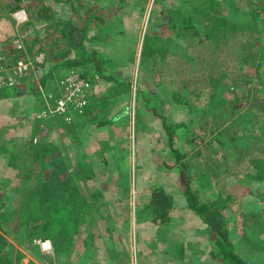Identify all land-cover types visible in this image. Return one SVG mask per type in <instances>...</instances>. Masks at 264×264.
Returning a JSON list of instances; mask_svg holds the SVG:
<instances>
[{"label":"rangeland","instance_id":"1","mask_svg":"<svg viewBox=\"0 0 264 264\" xmlns=\"http://www.w3.org/2000/svg\"><path fill=\"white\" fill-rule=\"evenodd\" d=\"M70 1L75 21L90 19L84 44L105 52L114 69L65 67L64 60L73 54H66L60 40L59 29L70 16L61 0H22L17 8L14 0H0L1 74L18 78L22 91L0 98V234L6 239L1 263L225 264L220 252L218 258L213 251V234L197 233L205 224L183 195L184 162L187 171L206 173L209 189L200 190L203 198L225 201L221 214L237 252L261 264L263 250L249 257L238 242L247 232L251 237L260 231L264 239V217L250 215L264 213V176L256 177L255 162L261 161L264 175V59L257 57L264 34L253 19L264 14L255 12L264 9V0H210L212 13L230 21L210 37L185 18L195 4L206 10V0ZM234 22L243 28L233 27ZM146 35L165 44L160 42L154 54L144 50L141 57ZM19 59L28 63L21 77L12 74ZM71 71L89 84L83 111L69 113L71 119L73 114L81 118L73 129L67 128L71 120L53 115L37 125L42 102L54 104ZM48 73L51 77L41 84ZM33 81L40 89L35 95L24 90ZM182 96L187 103L177 102ZM210 97L221 102L214 114L204 112ZM30 141L56 149L58 155L46 158L47 164L34 162L29 182L18 178L6 154L12 147L27 149ZM54 182L62 183L60 195L74 185L83 203L80 210L66 213L65 224L66 214L61 216L59 231L47 228L51 256L35 245L41 238L31 240L26 233L34 234L27 213L38 198L27 200L25 191L36 197L35 190ZM155 188L172 198L168 239L157 238L159 220L146 208ZM34 230L40 233L41 224ZM61 240H66L65 251ZM197 241L200 249L189 247ZM211 252L213 258L207 257Z\"/></svg>","mask_w":264,"mask_h":264},{"label":"trees","instance_id":"2","mask_svg":"<svg viewBox=\"0 0 264 264\" xmlns=\"http://www.w3.org/2000/svg\"><path fill=\"white\" fill-rule=\"evenodd\" d=\"M22 0H14L16 3L17 7H21ZM60 2V0H57ZM64 2L66 5L69 6V10L67 9L68 16L67 19L64 20L63 22V27L60 28V37L61 41L64 44V48L66 51V54L72 53V58L71 59H66L64 60V64L69 67V68H78L79 66H87L89 64H94V68L98 72H102V70L109 68V69H114V67L111 65L108 55L105 52L98 51L95 49H88L86 45L84 44V39H85V34H86V27L90 22V19H87L88 21L82 22L81 20L75 21L73 17H71V11L73 12L74 7L71 4L70 0H61ZM157 1V0H156ZM208 4L206 10H203L200 4V7L195 4L194 6H191L190 8L192 9V12L188 15V17H185L187 19H192L194 21V24L192 27L194 30L199 31L200 33H204L206 37H210V34L213 32V34L218 33L220 29H223L224 26L229 25L230 21H228L227 17L221 16L219 13L213 14L212 12V7L214 6V3ZM226 2L228 0H218L219 2ZM216 4V3H215ZM264 11V9H258L255 10V12H261ZM85 15V14H84ZM84 15L82 17H84ZM80 17V18H82ZM254 22L256 24L261 25V32L264 34V14L263 15H256L253 17ZM55 20V19H54ZM60 21V20H59ZM49 23V22H48ZM249 24V23H247ZM252 24V23H250ZM240 24H233V27H236ZM239 29L243 28L242 25L238 26ZM253 28L256 30L258 29L257 26ZM252 28V29H253ZM237 30V29H235ZM193 31V30H192ZM259 31V30H258ZM225 34L228 32L224 31ZM191 34V33H189ZM144 40V46L143 49L141 50V57L145 55L144 50H147L149 54H154L155 52H158L156 50H160V42L165 44V41L161 38H157L155 36L156 41H152V35H146ZM161 47V48H162ZM149 50V51H148ZM257 57L264 59V44H263V49L260 47L257 50ZM256 58V57H254ZM252 58V60L254 59ZM23 75V74H22ZM20 75V77L22 76ZM44 79L41 78V84L44 83V81L51 77V74L48 73L46 74ZM18 79V78H16ZM22 79V78H20ZM120 81V80H119ZM17 82V83H16ZM21 85L18 84V81H15V84L13 85H6L0 88V98H7L14 96L17 93H20L21 91ZM24 87V84H23ZM27 93L33 92L34 95L40 91L38 89L37 85H35L34 81L27 83L25 85L24 89ZM22 92V91H21ZM177 102H188L186 97L182 96L180 98L176 99ZM44 102V101H43ZM41 107L37 110V113L45 106L43 104ZM52 102V101H51ZM220 100L218 99H213L210 97L209 103L207 105V109L204 112H207L208 114H214L217 109H219V104ZM74 117L71 119V124L67 125L68 129H73V127L76 125L75 123L78 121L79 118H81L78 114H73ZM72 115V116H73ZM52 117H60L53 115ZM36 119L37 125L40 123H43L46 118L42 119ZM60 119L63 120L62 117ZM44 120V121H43ZM73 124V125H72ZM39 128V126H38ZM40 130V129H39ZM37 130V132L39 131ZM28 148L27 149H18L16 150L15 148L12 147V149L7 150V158L9 165L12 166V169L16 170V174L18 178H20L22 181L24 180H30L32 177V172H33V164L36 161H39L40 163H46V158L53 159L58 155V152L56 149L53 150L51 147H47L43 143H28ZM52 149V150H51ZM178 155H181L180 153H177ZM257 168H259V173H257V178H262L264 175L262 174V166L259 164L261 161L260 160H255ZM182 168V172L185 175V182L183 183V195L185 196V199L187 201L188 207L192 211H194L199 219L206 224L208 230L213 233V240H214V253L215 252H220L222 260H224L225 264H252L250 260H245L242 258L241 253L237 252V248L234 243L229 238V229L227 227V218H225L222 214L221 211L226 208V203L224 200L219 197L214 198L212 202L210 200H207L206 198L202 197V194L200 193V190L204 186V181L203 177L206 176V173L203 171H198L195 174L190 172L189 170L187 171L185 168V163L182 162L180 164ZM91 176V174L85 175V178ZM196 180V181H195ZM30 182V181H29ZM62 188V183L59 182H54L52 186H44V188H40L35 190L39 196L33 197L32 190H27L25 191V198L27 200L29 199H36L34 200V204H37L35 208H31V213H27V219L31 223L32 226V231L34 234H30L28 230H26L27 235L32 236H37L38 238H43L45 239H50L49 236H47V228H50L51 226H55L56 231H59V228L61 226V216H64L66 213H74L75 209L80 210L82 207V197L79 195L78 191L74 188V185H70L68 188L66 186V190L68 191L65 194H58V190ZM46 190L50 191L48 193ZM30 206V204H29ZM1 199H0V213L1 212ZM172 207V198L167 195L163 189L161 188H155L154 191L151 194V199L149 201V204L146 206L147 209H149L150 212H152L154 216V220L158 221L157 222V229H156V235L158 236L157 238L161 239H168L170 237V232H167L165 229L167 226L170 224L171 225V219L169 212ZM55 213V214H54ZM253 214L257 213H250V215L254 216ZM260 214V213H258ZM264 214V213H263ZM78 214L71 215L72 216V221L74 220V217L77 216ZM69 216L66 214L65 218L63 219V224L67 221V218ZM73 223V222H72ZM70 224L69 227L72 228V235H73V224ZM41 224L42 230L40 233L35 232L34 227L37 225ZM254 230V228L252 229ZM161 231H165L166 234H161ZM257 233L254 234L253 236L249 237L248 232L245 234V236H241V240L238 242V247L242 245L243 247L246 245L256 248L257 250H263L264 251V239L260 238V231H256ZM40 234V235H38ZM58 235V233H57ZM6 243V239L4 235L0 234V249L4 247ZM66 243V240H65ZM64 241L61 240V246L63 247V251L66 250V245L63 246ZM181 245H178L177 248H179ZM57 251V249H56ZM245 251H247L245 249Z\"/></svg>","mask_w":264,"mask_h":264},{"label":"built area","instance_id":"3","mask_svg":"<svg viewBox=\"0 0 264 264\" xmlns=\"http://www.w3.org/2000/svg\"><path fill=\"white\" fill-rule=\"evenodd\" d=\"M21 16V15H20ZM2 58L0 56V88L6 85L15 84L16 78H8L2 76V71L4 69L2 66ZM28 70V63L23 59H19L12 65V74L15 76H20L25 74ZM89 84L87 81L77 73L71 71L70 77L66 80L63 79L60 83V87L64 90L60 97L54 101V104H51V101L44 102L45 106L37 113L36 118L42 119L48 116L56 115L62 117L65 121H70V110L77 111L81 113L84 107L87 105L88 100V91ZM44 241H47V245H44ZM35 245L38 246L39 250L45 254H50L53 256V247L51 241L48 239L42 240L38 239L34 241ZM0 264L1 261H0Z\"/></svg>","mask_w":264,"mask_h":264},{"label":"crops","instance_id":"4","mask_svg":"<svg viewBox=\"0 0 264 264\" xmlns=\"http://www.w3.org/2000/svg\"><path fill=\"white\" fill-rule=\"evenodd\" d=\"M66 5V4H65ZM67 7V6H66ZM65 9H68V8H65ZM205 188H207V186L205 187ZM211 188V187H210ZM207 189H209V188H207ZM194 213V216L195 217H197L198 219H199V217L197 216V214L195 213V212H193ZM255 216H256V218H259V217H261V216H263L264 217V214L263 213H260V214H255ZM202 222V221H201ZM203 223V222H202ZM205 224V223H204ZM242 229H243V227H242ZM242 232V231H241ZM197 233H203V234H208L209 235V237H211L212 236V232H210L209 230H208V228H207V226H206V224H205V227L202 229V230H200V232L199 231H197ZM229 233H230V230H229ZM207 238V237H206ZM202 245H204V244H202ZM190 248H194L195 247V249H200V246H199V242L197 241V242H195V245L193 246L192 244L189 246ZM243 248H245L246 250H247V253H248V255H249V257H253V253H254V251L256 252V251H258L256 248H253V247H250V246H248V245H246V247H243ZM259 253V252H258ZM195 255V254H194ZM213 256V254H212V252H211V255H208L207 257H212ZM216 257H218V258H220L219 257V253L217 252L216 253ZM213 258V257H212ZM194 261H196V262H198V258H196V257H194V259H193ZM201 260V259H200ZM253 264H257V263H253ZM261 264H264V256H263V258H262V260H261Z\"/></svg>","mask_w":264,"mask_h":264},{"label":"bare ground","instance_id":"5","mask_svg":"<svg viewBox=\"0 0 264 264\" xmlns=\"http://www.w3.org/2000/svg\"><path fill=\"white\" fill-rule=\"evenodd\" d=\"M48 243L47 242H45V245H47Z\"/></svg>","mask_w":264,"mask_h":264}]
</instances>
